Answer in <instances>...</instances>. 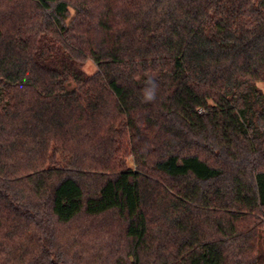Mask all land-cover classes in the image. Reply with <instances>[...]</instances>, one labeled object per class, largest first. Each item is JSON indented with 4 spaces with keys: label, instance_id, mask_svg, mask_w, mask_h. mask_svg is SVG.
Masks as SVG:
<instances>
[{
    "label": "trees",
    "instance_id": "obj_1",
    "mask_svg": "<svg viewBox=\"0 0 264 264\" xmlns=\"http://www.w3.org/2000/svg\"><path fill=\"white\" fill-rule=\"evenodd\" d=\"M257 83L264 0H0V264H264Z\"/></svg>",
    "mask_w": 264,
    "mask_h": 264
},
{
    "label": "rangeland",
    "instance_id": "obj_2",
    "mask_svg": "<svg viewBox=\"0 0 264 264\" xmlns=\"http://www.w3.org/2000/svg\"><path fill=\"white\" fill-rule=\"evenodd\" d=\"M81 67H82V70L85 73H87L88 75L93 74L96 70V65L94 64V62L90 58L83 59ZM257 86L260 89H262V91L264 92V84L263 83H257ZM126 165L129 167H134L133 158L131 155L126 158ZM262 221L264 222V219H262Z\"/></svg>",
    "mask_w": 264,
    "mask_h": 264
}]
</instances>
